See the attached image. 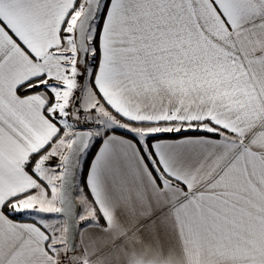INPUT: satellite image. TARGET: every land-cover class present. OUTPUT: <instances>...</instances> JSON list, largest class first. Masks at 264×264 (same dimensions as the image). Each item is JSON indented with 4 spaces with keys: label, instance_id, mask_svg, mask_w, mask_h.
Returning <instances> with one entry per match:
<instances>
[{
    "label": "snow or ice",
    "instance_id": "obj_1",
    "mask_svg": "<svg viewBox=\"0 0 264 264\" xmlns=\"http://www.w3.org/2000/svg\"><path fill=\"white\" fill-rule=\"evenodd\" d=\"M0 264H264V0H0Z\"/></svg>",
    "mask_w": 264,
    "mask_h": 264
}]
</instances>
